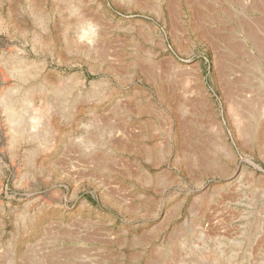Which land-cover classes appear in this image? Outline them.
Masks as SVG:
<instances>
[{
    "label": "rangeland",
    "instance_id": "obj_1",
    "mask_svg": "<svg viewBox=\"0 0 264 264\" xmlns=\"http://www.w3.org/2000/svg\"><path fill=\"white\" fill-rule=\"evenodd\" d=\"M0 264H264V0H0Z\"/></svg>",
    "mask_w": 264,
    "mask_h": 264
},
{
    "label": "water",
    "instance_id": "obj_2",
    "mask_svg": "<svg viewBox=\"0 0 264 264\" xmlns=\"http://www.w3.org/2000/svg\"><path fill=\"white\" fill-rule=\"evenodd\" d=\"M227 136L230 137V135H227ZM166 166L168 169L175 170L177 173L182 175L181 169L172 160L167 161ZM182 177H183V180L180 183L175 184L172 187V190L184 193V195H186V199H185L183 205L179 208V212L176 215V217H174L173 219H171L169 221V223H168L169 228H171L176 223V220H178L180 218H184L189 213L188 202H189L191 196L196 191L195 186L189 180H187L184 177V175H182ZM209 178H210V181H212L214 183L217 180L223 179L224 177L219 176V175H212ZM60 185H61V183H60ZM78 189H79L78 191L83 190L84 192L90 193L97 201L101 200L100 199V193L95 188H90V187H86V185H83L82 187L80 186ZM42 194L45 195L46 192L44 191ZM164 206H165V199L163 197L162 201L158 207V210L160 211L162 208H164ZM109 208H110L112 214L115 216L113 223H112L113 229L115 228V226H117V221H120V222L128 224V225L131 223H138L141 226H146L149 223H151L152 221H154V215L146 213V214H143L142 216L136 218L135 220L131 221V223H128L125 213L119 211L118 209H116L112 206H110ZM100 210H102V209H98L97 211L100 212ZM167 235H168L167 231L163 232L159 236L158 240H165ZM149 251H150V247H145L144 250L142 251V253H143L142 256L143 257L147 256Z\"/></svg>",
    "mask_w": 264,
    "mask_h": 264
}]
</instances>
